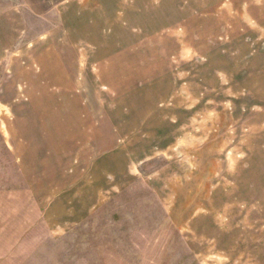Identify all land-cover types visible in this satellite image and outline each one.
Instances as JSON below:
<instances>
[{
    "label": "rangeland",
    "instance_id": "374dc122",
    "mask_svg": "<svg viewBox=\"0 0 264 264\" xmlns=\"http://www.w3.org/2000/svg\"><path fill=\"white\" fill-rule=\"evenodd\" d=\"M0 264H264V0H0Z\"/></svg>",
    "mask_w": 264,
    "mask_h": 264
}]
</instances>
